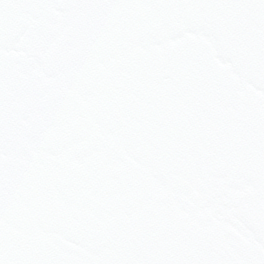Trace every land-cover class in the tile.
Wrapping results in <instances>:
<instances>
[{"label": "snow or ice", "instance_id": "6c2138e0", "mask_svg": "<svg viewBox=\"0 0 264 264\" xmlns=\"http://www.w3.org/2000/svg\"><path fill=\"white\" fill-rule=\"evenodd\" d=\"M0 264H264V0H0Z\"/></svg>", "mask_w": 264, "mask_h": 264}]
</instances>
